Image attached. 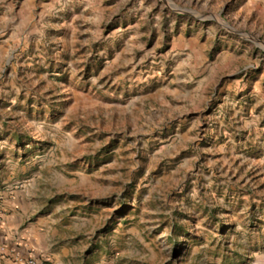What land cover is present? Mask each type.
Instances as JSON below:
<instances>
[{
	"label": "rangeland",
	"instance_id": "1",
	"mask_svg": "<svg viewBox=\"0 0 264 264\" xmlns=\"http://www.w3.org/2000/svg\"><path fill=\"white\" fill-rule=\"evenodd\" d=\"M17 197L63 264H264V0H0Z\"/></svg>",
	"mask_w": 264,
	"mask_h": 264
},
{
	"label": "crops",
	"instance_id": "2",
	"mask_svg": "<svg viewBox=\"0 0 264 264\" xmlns=\"http://www.w3.org/2000/svg\"><path fill=\"white\" fill-rule=\"evenodd\" d=\"M12 206L13 213L0 206V264H18V256L40 259L44 264H63L57 256L46 251L43 238L37 237L33 229L22 230L32 204L17 197Z\"/></svg>",
	"mask_w": 264,
	"mask_h": 264
},
{
	"label": "built area",
	"instance_id": "3",
	"mask_svg": "<svg viewBox=\"0 0 264 264\" xmlns=\"http://www.w3.org/2000/svg\"><path fill=\"white\" fill-rule=\"evenodd\" d=\"M18 264H44V262L40 259L36 258H25L22 256H18L16 258Z\"/></svg>",
	"mask_w": 264,
	"mask_h": 264
}]
</instances>
